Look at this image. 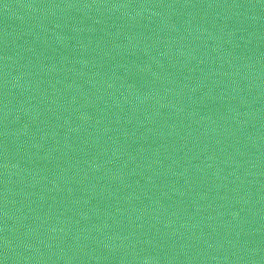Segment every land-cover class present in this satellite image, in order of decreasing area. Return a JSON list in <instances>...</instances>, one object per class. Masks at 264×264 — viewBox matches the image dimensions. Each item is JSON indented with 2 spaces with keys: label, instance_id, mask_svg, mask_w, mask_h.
<instances>
[{
  "label": "water",
  "instance_id": "1",
  "mask_svg": "<svg viewBox=\"0 0 264 264\" xmlns=\"http://www.w3.org/2000/svg\"><path fill=\"white\" fill-rule=\"evenodd\" d=\"M0 264H264V0H0Z\"/></svg>",
  "mask_w": 264,
  "mask_h": 264
}]
</instances>
